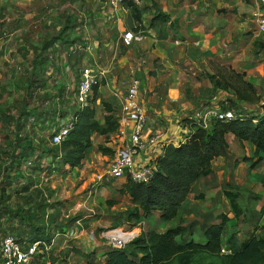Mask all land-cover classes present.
Wrapping results in <instances>:
<instances>
[{
  "label": "trees",
  "instance_id": "obj_1",
  "mask_svg": "<svg viewBox=\"0 0 264 264\" xmlns=\"http://www.w3.org/2000/svg\"><path fill=\"white\" fill-rule=\"evenodd\" d=\"M121 6L130 11L137 22L141 21L137 4L124 2ZM155 22L166 24L167 16L156 13L151 24ZM71 27L74 26L67 23L53 44L51 41L44 42L41 54L33 59V71L37 70L39 74L37 78H31L32 75L28 74L30 76L26 78L28 85L21 104L24 109L29 103H33V92L45 87L46 80L40 73L45 72L48 66V50L54 45L71 42L66 39ZM139 28L142 29L141 26ZM204 77L213 89L232 95V98L228 97L230 110L238 106L245 107L246 112L233 111L235 119L229 122H212L206 130L198 122L192 121L193 133L189 140L178 146L170 144L164 148L163 155L157 160V172L148 183L135 184L127 181L117 189L118 194L126 196L132 205V211L127 217L128 225L135 228L144 221L149 226L147 231H141L123 249L104 248L102 264H264V238L259 233L264 231V226L254 223L252 231L242 240L233 233L222 244L229 221L244 216V210L238 204L239 194L235 191L225 192L232 217L222 214L218 223L202 229L199 234L202 242H195L191 238L190 227L184 226L181 221V210L193 185L213 173L214 160L227 156L231 148L229 136H233L238 145L247 143L251 147L252 157L243 158V163L252 170L258 168L264 160V104L255 110L261 99L257 87L246 81L243 74L230 68L224 74H205ZM96 92L97 87L93 90L94 97L90 105L75 113L72 130L58 146L50 144V134L48 140L35 136V128L39 127L33 124L35 120L29 123L23 117L22 109L7 107L0 111L3 139V145L0 146V244L9 235L24 246L48 240L53 229L63 231L78 218L60 219L57 208L60 205L57 202L51 203L49 188L39 187L35 180L42 172L52 175L59 171L65 174L66 168L68 171L75 170L86 161L93 149L92 135L108 139L115 133L117 113L104 100L97 105V111L96 106H92ZM41 101L49 102L50 99ZM53 106L48 112L53 123L45 127L55 132L57 123L55 105ZM247 106L254 107V110L247 111ZM96 152L102 156H112L111 149L100 144L96 147ZM42 157L49 159L47 168L44 169L41 167ZM260 187L264 191V176ZM155 211L159 212L162 224L176 221L175 227L168 228L163 233L157 232L153 224L148 222L152 219L154 223ZM262 215L264 209H261L260 216ZM117 227L118 224L112 225V229ZM223 247L228 254H221Z\"/></svg>",
  "mask_w": 264,
  "mask_h": 264
},
{
  "label": "crops",
  "instance_id": "obj_2",
  "mask_svg": "<svg viewBox=\"0 0 264 264\" xmlns=\"http://www.w3.org/2000/svg\"><path fill=\"white\" fill-rule=\"evenodd\" d=\"M98 4L93 14V22L96 27L101 26L100 32H93V36L89 39L83 32L82 24H80L82 30H78L79 27H71L69 30L76 29V35L73 36L75 40L72 39L71 42L63 45L64 55L67 57L65 63L60 68H57L59 64H56L54 69L48 62L50 68L40 73L46 80L45 87L37 88L33 92V105L24 109L21 106L24 100L22 98L16 106L19 110L22 109L23 117L27 118L29 123L35 120L33 124L39 127L35 135L38 139L48 140L52 132L45 126L53 123L48 113L53 109V104L56 111L55 123L74 109L80 70L89 66L104 72V84L99 86L97 93H100L102 99L111 105L116 100L120 105L125 82L127 84L130 76H135L141 81V101L147 115L145 131L159 134L163 144L177 146L183 133L191 128V122L197 120L205 106L208 104L214 106L220 102V99L230 97L229 94L215 88V92L213 91L209 97L200 95L201 92L196 87L211 89V84L208 85L207 80L203 79L205 74L220 75L223 68L226 70L230 68L236 73L243 74L246 81L257 87L261 97L260 104L255 106V110L264 104V35L257 31L251 16L257 6L255 3L250 10H246L248 17L245 18L238 14L243 11L239 9L243 6L241 0L235 4L236 13L230 14H222L219 11L220 8H229L225 0H141L138 4L141 12L140 22H137L134 15L122 6L110 8L106 0H99ZM156 13L166 15L167 23L155 22L152 25L151 19ZM136 25L142 28L140 29L142 40L133 42L131 46L116 47L122 32L132 30L134 34L137 33V30H134ZM107 52H109L108 56ZM88 56L91 57L89 60L93 65H84ZM28 74L32 75L31 78H37L39 73L35 70ZM28 74H25L23 80L18 81L17 85H20L22 90L28 85L26 81L30 76ZM57 75L62 76L64 82L56 84L54 78ZM201 82L204 84L200 85ZM186 94L189 98L187 100ZM46 98L50 101H41ZM96 99V103H99L100 99L97 97ZM250 109L254 110V107ZM119 111L120 107L117 115ZM228 141L231 147L237 143L233 136H229ZM110 146V144L106 145L107 148ZM227 157L228 155L224 158ZM102 158L107 157L102 156ZM210 176L203 179L206 180ZM263 176L264 173L259 182ZM38 181L35 180L39 187L48 188L47 182ZM120 181L125 182L124 179ZM107 185L109 184L105 186ZM159 215V212H153L158 227L163 228V231H156L163 233L165 226L159 221ZM114 216L113 224H118L120 227L122 225L120 216ZM84 224L85 231L77 239L56 240L47 257L52 264H71L72 261L78 264H95V259L96 262L103 263L102 254L105 249H101L97 240L88 239V234H94L95 229L91 227L94 224L91 222ZM56 231L58 230L53 229L50 237ZM229 235L227 234V237ZM222 249L228 252L224 247Z\"/></svg>",
  "mask_w": 264,
  "mask_h": 264
},
{
  "label": "rangeland",
  "instance_id": "obj_3",
  "mask_svg": "<svg viewBox=\"0 0 264 264\" xmlns=\"http://www.w3.org/2000/svg\"><path fill=\"white\" fill-rule=\"evenodd\" d=\"M98 2L99 0H0V111L7 107L13 109L19 105L22 98L24 99V90H22L20 85H17L19 79L23 80L25 74L33 71L31 63L37 54H41L40 49L43 43L51 41L53 44L55 38H57L59 32L65 28L67 23L73 24V28L79 27L78 30L81 29L80 24H82L83 32L89 39L93 36V32H100L101 26L96 27L97 25L93 22V14L99 5ZM225 2L229 4V8H220L219 11L222 14L236 13L235 4L238 3V0H225ZM241 3L243 6H240L239 9L243 11L238 12V14L246 18V16L248 17L246 10H250L253 3L257 5V0H241ZM67 33V40H75L73 36L76 35V29L74 31L69 30ZM62 44L54 45L48 50L49 62L52 64L50 67H54V69L56 64H59L57 68H60L67 58L64 55L65 46ZM108 54L109 52H107V56ZM90 58V56L86 58L84 65H93L89 60ZM49 65L46 70L50 68ZM80 67H82V64H80ZM219 73H221V70ZM224 73H226L225 68L222 70V74ZM54 79L56 84L64 82V78L62 76L59 77V75L55 76ZM103 82L104 79L100 82V86L104 84ZM203 84L201 82L200 85ZM207 84L209 85L208 81ZM196 89L201 92L200 95L207 97L214 91L212 86L211 89L210 87L205 89L196 87ZM98 90L99 88H97V92ZM206 92L208 93L206 94ZM101 96L100 93H97L95 97L101 101L103 100ZM229 96L232 97L230 94ZM187 97L188 94H186V100L189 99ZM95 100L97 99H93L92 106H96L95 108L98 111L97 105L99 103H96ZM227 100L228 98L220 99V102L217 103L218 106L221 107L222 103L224 101L227 102ZM32 105L33 103H29V108ZM113 105L112 107L117 113L120 107L119 101L116 100ZM210 105L212 104H208L204 108H209L211 107ZM244 108L237 106L236 108L233 107L232 111L237 113L240 111L244 112ZM250 108L252 106H247L246 110H252ZM38 131L39 129L35 128V133ZM92 137L93 149L80 167L73 171H68L66 168L65 174L62 171L52 175L48 172L38 174L39 181L44 182V179H47L46 184L51 196L50 202H57L60 205L57 207L60 218L70 220L87 214L83 205L86 186L91 182L95 174L102 172L106 167L107 159L102 158L96 152V147L99 144L104 147L107 144L114 145L113 137L108 139L97 135H92ZM2 145L3 139L0 129V146ZM227 155V158L217 159L213 162V175L193 185L189 199L181 210V221H185L184 226L190 227L191 238L195 242L203 241L201 235H199L202 229L212 223L219 222L220 215L232 217L231 208L225 196L226 191L233 190L239 194L238 204L243 208L244 216L241 219L229 221L222 238L223 245L227 234L234 233L239 237V240H242L246 234L248 235L252 231L254 223L264 226V215L260 216L261 209H264V193L259 182L264 173V163H261L259 168H256L257 170H252L249 165L243 164V158L252 157L251 147L247 143L241 146L235 143L234 147L232 146L229 149ZM48 163V157H42L41 167L43 169L47 168ZM123 182L119 179L109 183L107 186H102L95 196V200L87 205L88 209H92L95 212V216L85 219L84 223L91 222L94 224L91 227L95 229L93 232L97 242L101 245V249L108 247L104 244V240L99 238V235L102 231L112 229L114 215L121 218L122 225L117 228H122L123 230L132 229L128 225L129 221L127 220L128 214L132 211V205L126 196H120L117 192ZM242 219L244 222H242ZM156 221L157 219L153 223L152 219L148 220L149 223L153 224L155 230L163 231L162 227H158V221ZM163 225L165 230L173 228L176 225V221ZM148 226V223L143 221L140 232L147 231ZM259 233L264 238V231H259ZM94 261L95 264H100V261L96 262V259ZM38 263L39 261L36 264ZM71 264H78V262L72 261Z\"/></svg>",
  "mask_w": 264,
  "mask_h": 264
},
{
  "label": "built area",
  "instance_id": "obj_4",
  "mask_svg": "<svg viewBox=\"0 0 264 264\" xmlns=\"http://www.w3.org/2000/svg\"><path fill=\"white\" fill-rule=\"evenodd\" d=\"M110 8H118L124 2L139 4L141 0H106ZM252 19L257 31L264 35V0H257V6L252 12ZM133 31H124L119 36L116 47L119 45L131 46L133 42L142 40L140 28L136 25ZM144 33V31H143ZM105 80L104 72L95 70L93 67H84L80 70V77L76 85L74 97V109L67 113L65 118L59 119L57 129L51 132L50 144L60 145L68 136L75 122V113L90 105L93 98V90L99 88L100 82ZM121 94L120 111L117 118V129L110 136L113 137L114 145L110 146L112 156H108L106 167L102 172L95 174L91 182L87 184L83 200L84 209L87 214L78 217L74 223L63 231H56L48 240L36 241L30 245L20 244L16 238L6 236L0 244L1 264H52L47 258L58 238L65 241L75 240L85 231V219L95 216L92 209L87 205L95 200V196L102 186L124 179L135 184L148 183L157 172V160L163 155L164 148L170 144H163L159 134L145 131L147 123L146 109L141 101V81L135 76H130L127 85ZM220 91V90H219ZM221 92V91H220ZM227 98V97H225ZM229 100L223 102L221 107L216 103L214 106L205 108L195 122L204 130L208 129L212 122H229L236 118L234 112L228 108ZM179 125V124H178ZM193 133L189 130L183 133L180 142H187ZM173 145V144H172ZM47 179H44L46 182ZM95 204V202H94ZM142 223L135 228L123 230L113 228L102 231L99 238L109 248L123 249L125 246L139 236ZM128 236L121 241L122 236ZM90 241H95L94 234H88ZM221 253H228L221 250ZM47 258V259H46Z\"/></svg>",
  "mask_w": 264,
  "mask_h": 264
},
{
  "label": "bare ground",
  "instance_id": "obj_5",
  "mask_svg": "<svg viewBox=\"0 0 264 264\" xmlns=\"http://www.w3.org/2000/svg\"><path fill=\"white\" fill-rule=\"evenodd\" d=\"M128 238V236H122V238L120 239L121 241H125Z\"/></svg>",
  "mask_w": 264,
  "mask_h": 264
},
{
  "label": "clouds",
  "instance_id": "obj_6",
  "mask_svg": "<svg viewBox=\"0 0 264 264\" xmlns=\"http://www.w3.org/2000/svg\"><path fill=\"white\" fill-rule=\"evenodd\" d=\"M223 250V249H222ZM222 254V253H221ZM224 254V253H223ZM226 254H228V253H226Z\"/></svg>",
  "mask_w": 264,
  "mask_h": 264
}]
</instances>
